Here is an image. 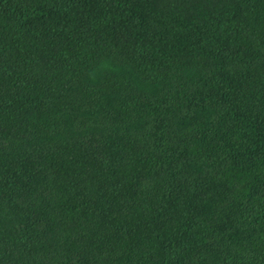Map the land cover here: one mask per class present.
<instances>
[{"label": "trees", "instance_id": "obj_1", "mask_svg": "<svg viewBox=\"0 0 264 264\" xmlns=\"http://www.w3.org/2000/svg\"><path fill=\"white\" fill-rule=\"evenodd\" d=\"M0 264H264V0H0Z\"/></svg>", "mask_w": 264, "mask_h": 264}]
</instances>
